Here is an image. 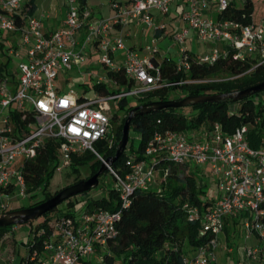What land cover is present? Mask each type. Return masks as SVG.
<instances>
[{"label": "built area", "instance_id": "obj_1", "mask_svg": "<svg viewBox=\"0 0 264 264\" xmlns=\"http://www.w3.org/2000/svg\"><path fill=\"white\" fill-rule=\"evenodd\" d=\"M110 1L115 14L93 20L92 9L82 0H64L62 25L46 31L43 15L29 11L28 0H0V29L12 31L16 37L4 53L10 59L19 58L18 76L13 83L9 79L13 73L10 64L0 68V213L11 209L15 197H28L26 161L48 139L59 140L56 170L70 165L73 155L87 152L106 162L100 146L102 142L112 146L116 140L114 100L185 81H169L161 75L157 44H146V53L141 54L125 43L122 34L114 32L118 25L130 22L153 26L155 31L164 29L162 16L171 13L176 0ZM230 3L236 4V0H183L180 21L172 31V37L180 44L178 69H189L193 59L215 61L231 49L236 58L253 57V67L264 63V25L254 20L217 17ZM191 30L204 42L224 41L223 48L217 44L196 53L183 45ZM157 38L155 33L154 39ZM95 53L108 77L121 87L115 91L94 87L92 94L86 90L79 93L72 86L63 88L58 81L60 70ZM112 73L122 74L125 81L119 82ZM191 80L202 78L186 79ZM97 83L106 84L105 76L100 75ZM248 132L247 123L228 131L218 121L186 130L156 129L146 144L145 157L126 159V172L112 164L107 166L123 205L129 204L136 188L148 187L155 181L153 157L158 155L188 164L194 162L202 177L216 182L214 198L206 209L190 201L184 203L190 219L201 220V232L210 234V238L193 254L186 255L183 264L216 262V247L225 221L232 216L240 218L247 236L256 234L259 239L245 247L246 259L264 260V136L255 147ZM119 216L120 210L105 207L58 214L42 248L32 251L31 264H110L95 262V258H102L99 249L118 234ZM228 248L232 251L233 246Z\"/></svg>", "mask_w": 264, "mask_h": 264}, {"label": "trees", "instance_id": "obj_2", "mask_svg": "<svg viewBox=\"0 0 264 264\" xmlns=\"http://www.w3.org/2000/svg\"><path fill=\"white\" fill-rule=\"evenodd\" d=\"M85 2L86 0H82V3ZM28 3L30 4L29 11L36 10L37 0H28ZM253 5V0H248L243 5L230 3L217 13V17L250 22L252 21ZM160 33V30L156 31L157 35ZM0 47H3L1 42ZM254 62L255 60L251 56L234 57L231 49L228 55H221L215 61L204 62L193 59L189 69H178L177 60L165 55L159 63L161 75L169 81H185L146 91L140 95L141 103L156 99L180 98L184 95L177 97H170L169 95L171 89H177L178 87L185 90L186 95L232 92L251 86L264 80V63L253 67ZM9 64L10 58L6 61L0 60L2 70L7 68ZM113 76L119 82L125 81V77L120 73H115ZM200 78L202 80L186 81V79ZM94 87L101 91H115L105 83L96 82ZM126 103L127 97H122L119 100L121 107H125ZM134 106L126 107L123 116H121L115 104L113 124L116 140L112 146L101 143L100 151L105 158L116 153L123 124L130 109ZM190 106L196 110L194 114H188L183 109L184 106H171L135 114L130 122V133L133 131L134 135L138 136V142L134 137L131 138L130 134L126 148L122 155L112 163V166L122 173L126 172L128 168L126 159L129 157L136 159L145 157V147L153 132L156 129L167 127L186 130L218 121L222 123L226 130L232 131L235 127L247 123L251 145L256 147L261 144V138L264 136V89L237 100L224 98L217 101L193 103ZM58 143L57 138L48 139L39 152L26 161L24 175L28 183V189L34 191L43 189L45 193L42 199L28 205L40 202L58 191L52 193L46 190V186L57 167ZM91 157H95L93 169L90 173L92 174L102 164L101 159L92 152L73 155L70 165L77 170L80 164ZM153 158L156 163L155 180L158 178L159 183L153 182L148 187L136 188L130 195L129 204L123 205L121 203L115 184L108 188L104 194L84 197V210H94L97 207L120 210V216L116 222L118 234L114 238H110L106 247L98 251L102 260L107 263L183 264L185 256L189 255V251L197 249L210 238V234L201 232V220L190 219L187 208L184 206L186 201H190L193 205L206 209L214 198L213 193L211 195L206 188L205 177L199 175L201 181L198 180L197 170L199 168L193 169L190 167V163L176 161L167 155H158ZM105 171L109 172L108 169ZM44 180L42 187L41 183ZM86 192L83 191L65 199L66 206L59 214L75 213L76 210H73L72 207L80 200L79 195ZM28 205H22L21 207ZM57 208L58 205L42 215L43 219L35 227V236L26 242L29 247L26 256L28 264L33 263L30 260L32 251L35 248H42L44 240L51 231L52 221L58 215L53 217L51 212ZM238 223H240V218L237 216L228 217L225 221L224 231L229 246H233L231 228L236 229ZM13 227L14 224L0 225V240L8 231L13 230ZM39 229H41L40 232H38ZM42 229H45V231L42 232ZM213 264H216V262ZM234 264L238 263L235 262ZM248 264H264V260L258 257L254 261H248Z\"/></svg>", "mask_w": 264, "mask_h": 264}, {"label": "rangeland", "instance_id": "obj_3", "mask_svg": "<svg viewBox=\"0 0 264 264\" xmlns=\"http://www.w3.org/2000/svg\"><path fill=\"white\" fill-rule=\"evenodd\" d=\"M91 7L93 8V20L100 19L102 17L109 18L113 16L116 12L114 8L113 11H109V1L110 0H89ZM106 3L107 6L104 10L100 8V3ZM253 12H252V20L256 23H262L264 25V0H253ZM111 3V2H110ZM237 5H243V2L240 0H236ZM111 5V4H110ZM90 7V8H91ZM103 12V13H102ZM163 21L165 22L164 34L157 39H154V27H148L133 24H125L124 30L122 31V35L124 41L127 45L136 43L137 47L141 49L146 44H154L158 45L160 48V52L157 53V60L163 59L165 55L174 58L175 60H179V48L180 44L175 41L171 34V28L173 26L172 20H175L172 14L168 13L167 15H163ZM180 20H177V24ZM131 31V36L126 35L127 31ZM147 30H149L147 32ZM16 37L14 32L9 30L0 29V42L3 44V47H0V60L6 61L9 57L6 48L15 41ZM219 44L222 49L224 46V41L213 42L207 41L204 42L196 36L193 30H191L188 38L184 42V46L194 50L196 53H203L208 48H211L215 45ZM4 53V54H3ZM98 53H95L92 57L84 61H78L73 63L71 68L62 69L58 75V81L63 88H67L72 86L77 92L82 93L84 90L88 94H92L94 92V85L98 81L100 75L105 76L106 85L110 89H118L121 87L120 84L115 83L110 77L107 75V70L102 66V64L98 63L96 59L98 58ZM19 58L12 56L10 59V70L13 73L9 74L10 83H13V79L18 76V70L16 69ZM218 78V77H216ZM212 79V78H210ZM215 79V78H214ZM170 97H177L180 95H185V90L181 87L177 89H171L169 93ZM121 98H117L114 100L116 104V109L120 111L121 116H123V112L126 107L130 105H138L142 102L140 96L136 95H128L127 103L125 107H121L119 104V100ZM187 111L188 114H194L196 112L192 106L187 105L183 108ZM131 138L134 137L136 142H138V136L134 135V132L131 131ZM95 161V157L88 158L84 163L78 166V169H74L71 165H66L60 170H55L53 176L50 178L48 185L46 186V190L54 193L56 190H60L68 184L75 182L76 179L84 178L92 172L93 162ZM190 167L196 169V164L194 162L190 163ZM198 180L201 181L200 176L201 170H197ZM205 182L207 183L206 188L208 192L212 195V193L216 189V182L212 181V179L208 176H205ZM45 180L41 183L42 187L44 185ZM116 180L114 176L105 171L99 176V183L93 186L90 190L83 195H79V199L73 210L77 212L84 211V197L94 196L98 194H104L107 192L108 188L112 187L115 184ZM154 183H159L158 178L154 181ZM36 192V193H35ZM57 192V191H56ZM28 197H15L12 201L11 208H19L22 205H28L30 203L36 202L42 199L45 195L43 189L34 191L27 190ZM66 206V201H62L58 204V208L51 212L53 217L59 214L62 209ZM43 219V216L33 219L31 221L15 223L14 229L8 231L5 236L0 240V264H28L26 256L29 252V247L26 242L29 239H32L35 236V227L37 223ZM39 229L38 232H40ZM220 243L216 247L218 258L216 264H234L237 262L238 264H248V260L245 257V247L247 245L254 244L259 241L256 234L251 236H247L246 228L243 224L238 223L236 229L231 228V239L232 244L234 246V250H229V244H227L226 233H223L220 236ZM188 247V245H186ZM193 251H189L188 254H193ZM252 259L251 261H254ZM102 261V258H95V262ZM254 263V262H253ZM118 264V263H116Z\"/></svg>", "mask_w": 264, "mask_h": 264}, {"label": "water", "instance_id": "obj_4", "mask_svg": "<svg viewBox=\"0 0 264 264\" xmlns=\"http://www.w3.org/2000/svg\"><path fill=\"white\" fill-rule=\"evenodd\" d=\"M262 89H264V80L232 92L186 94L180 98L156 99L150 102L135 105L130 109L128 116L123 124L122 135L118 141V148L116 153L113 156L107 157L106 162H102L97 171L87 177L81 178L71 184L66 185L65 187L55 192L52 196L40 202L24 207L14 208L4 213H0V225L15 224L36 219L53 207L57 206L65 199L83 191H88L93 186L97 185L99 183L100 174L107 169L108 164H112L115 160H117L126 148L130 137V122L135 114L171 106H186L199 102L217 101L224 98H232L237 100Z\"/></svg>", "mask_w": 264, "mask_h": 264}, {"label": "crops", "instance_id": "obj_5", "mask_svg": "<svg viewBox=\"0 0 264 264\" xmlns=\"http://www.w3.org/2000/svg\"><path fill=\"white\" fill-rule=\"evenodd\" d=\"M110 2L111 1H109V3H108L109 4L108 10L109 11H113L114 8L111 7L112 4ZM85 4H87L89 7H91V4H90V1L89 0H86ZM99 5H100V8L102 10H104L105 7L107 6V4L106 3H103V2H101ZM182 6H183V0H176L173 3L172 11H171L170 14H172V16H173V18L175 20H172L173 26L171 28V34H172L173 29L177 26V20H179V15L178 14L181 11ZM91 9H92V12H93V8L92 7H91ZM34 12L37 13V14L43 15V19H44V29L46 31L53 30V29H55V28H57V27H59V26L62 25L63 17H64V14H65L64 0H37V8H36V10H34ZM210 13L216 14V12L213 11V10H211ZM162 18H164V17L162 16ZM128 24L129 25L130 24H133L135 26L136 25H140V24H137L135 22H130ZM123 30H124V25H118L114 32L116 34H122V31ZM148 31L149 30H147V32ZM160 31H161V33L159 35L156 34L157 37H160V36H162L164 34V29H160ZM155 33H156V31L154 30V37H155ZM126 35L131 36V31L130 30L127 31L126 32ZM129 46H132V47L137 48L138 51L141 54H145L146 53L145 46L142 47L141 49H139L137 47L136 43L129 44ZM118 54H119V56H121V53H118ZM156 58H157V54H156ZM161 60L162 59H160V61Z\"/></svg>", "mask_w": 264, "mask_h": 264}]
</instances>
